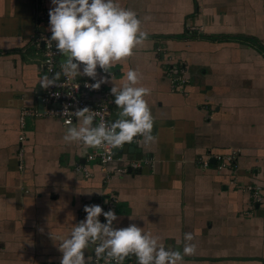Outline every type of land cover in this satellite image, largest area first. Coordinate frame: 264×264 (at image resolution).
I'll list each match as a JSON object with an SVG mask.
<instances>
[{"label": "crops", "instance_id": "0c3cea01", "mask_svg": "<svg viewBox=\"0 0 264 264\" xmlns=\"http://www.w3.org/2000/svg\"><path fill=\"white\" fill-rule=\"evenodd\" d=\"M115 2L136 13L148 37L111 75L98 67L97 80L113 76L121 87L136 71V86L150 89L156 137L149 145L140 138L139 153L122 155L151 165L123 175L113 171L121 164L104 171L86 160L92 148L65 142L70 125L27 115L21 127V113L38 110L43 75L32 43L51 35L53 5L44 2L45 21L36 23L32 1L0 0V264H60L59 243L85 219L86 203L108 197L114 227L135 224L177 251L189 243L183 233H192L196 253L184 264H264V0ZM185 31L192 37L173 38ZM174 64L184 68V92L171 91L165 76ZM113 84L102 90L111 95ZM111 98L115 121L120 109ZM229 151H238L235 171H216L211 161L202 168L208 153Z\"/></svg>", "mask_w": 264, "mask_h": 264}, {"label": "clouds", "instance_id": "9594fccd", "mask_svg": "<svg viewBox=\"0 0 264 264\" xmlns=\"http://www.w3.org/2000/svg\"><path fill=\"white\" fill-rule=\"evenodd\" d=\"M51 3L53 7L48 12L51 37L44 38V43L52 49L55 42L56 50L65 59L61 62V72H55L51 78L40 77L38 83L43 89L58 86L61 75L71 80L87 76L96 81L85 85L93 90L104 83L113 84V76L110 81L104 77L97 80V68L111 75L109 70L113 65L126 62L147 40L148 34L142 30L136 13L122 8L115 0H51ZM137 84L138 73L131 69L127 71L126 83L121 87L113 84L111 95L120 112L112 123L95 124L98 113L87 107L69 112L77 122L68 121L70 126L64 141L97 149L122 148L138 138L145 145L153 143L154 118L145 100L150 89ZM83 211L85 219L75 224L70 235L59 243L60 264H91L86 250L93 246L96 258L104 259L107 264L113 261L124 264L131 257H135L136 264H184L185 256L196 253V245L190 243L194 239L190 232L183 233V240L189 243L177 251L135 224L114 227L118 217L113 210L105 212L99 205H88ZM101 216L105 223H101Z\"/></svg>", "mask_w": 264, "mask_h": 264}, {"label": "built area", "instance_id": "2783aa9c", "mask_svg": "<svg viewBox=\"0 0 264 264\" xmlns=\"http://www.w3.org/2000/svg\"><path fill=\"white\" fill-rule=\"evenodd\" d=\"M34 5V19L36 23L44 22L46 15L44 9V2L46 0H30ZM51 35L40 34L37 35L33 40V47L40 52V68L42 75H47L51 78L55 72H61V64L58 62V58L61 56L55 48V42H53L52 49L46 47L44 43V38L50 39ZM165 76L167 77L171 91L173 92H184L185 87L188 84V80L184 74V68L182 66L170 65L165 68ZM95 81L85 78L81 79L77 77L75 80L68 79L61 75L59 81H57L58 86L49 87L48 89L42 88V95L40 97L42 103V112L38 110H25L20 116V125L23 128L24 118L27 115L33 117H46L51 119H56L60 121L64 126H68V121L75 123L76 117L69 113L75 112L78 109H83L84 107L89 108L91 111L97 112L98 115L95 118V124H99L102 121L107 123L114 122L111 119V108L110 104L112 101L111 95L108 92H104L102 87L98 90H93L90 87H85L86 84L91 85ZM59 95H56V94ZM96 94H101V99L95 101L93 98ZM67 110L68 112H65ZM24 140V136H20L18 141L21 143ZM140 141V138L134 139L132 144H125L122 148H92L90 154L87 155L86 160L92 162L100 169L106 170V168L114 162L121 164L119 167L114 168L113 171L123 175L128 173V171H136L142 167V162L145 166L151 165V159L133 160L126 159L122 155L125 153L121 152L124 147L134 146ZM19 161L22 160L23 152L21 149L17 152ZM238 159V151H229L227 153H208L206 159L202 161V168H208L211 160L215 163V170H229L230 172L235 171L236 163ZM19 169L22 168L21 163L18 164ZM75 170L77 172H83L88 174L87 169L82 166H76ZM261 197L258 195L255 202H259ZM114 199L108 197L103 202H89L88 205H99L102 209L107 212L113 210ZM101 223H105L104 217H99ZM91 264H107L104 259H97L94 253V246L90 247ZM112 264H115L113 261Z\"/></svg>", "mask_w": 264, "mask_h": 264}, {"label": "water", "instance_id": "95a60500", "mask_svg": "<svg viewBox=\"0 0 264 264\" xmlns=\"http://www.w3.org/2000/svg\"><path fill=\"white\" fill-rule=\"evenodd\" d=\"M60 59H65V57L61 55ZM41 94H42V88L39 85L37 88V97H38L37 100H38V111L39 112H42V103H41V99H40ZM121 152H123V153H126V152H137V153H139V150L133 146H129V147H124ZM211 164H214V162L212 161ZM128 173H130V171H128Z\"/></svg>", "mask_w": 264, "mask_h": 264}, {"label": "trees", "instance_id": "16d2710c", "mask_svg": "<svg viewBox=\"0 0 264 264\" xmlns=\"http://www.w3.org/2000/svg\"><path fill=\"white\" fill-rule=\"evenodd\" d=\"M187 37H192L190 36L187 31H185L183 34L181 35H178V36H173V38H176V39H185ZM242 39L241 40H244L246 41L247 43L251 44L252 46H255V47H260V44L257 40H254V39H249V38H245V37H241ZM262 50V49H261ZM264 52V50H262Z\"/></svg>", "mask_w": 264, "mask_h": 264}, {"label": "rangeland", "instance_id": "374dc122", "mask_svg": "<svg viewBox=\"0 0 264 264\" xmlns=\"http://www.w3.org/2000/svg\"><path fill=\"white\" fill-rule=\"evenodd\" d=\"M42 95V94H41ZM41 97V96H40ZM62 124V123H61ZM69 126V125H68ZM134 147V146H133ZM90 154V153H89ZM213 160H211V162H212ZM214 162V161H213ZM131 172V171H130ZM89 202H92V201H88L87 203H86V205L89 203ZM85 205V206H86Z\"/></svg>", "mask_w": 264, "mask_h": 264}]
</instances>
